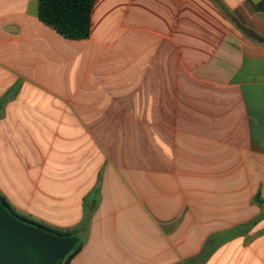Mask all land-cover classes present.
Returning <instances> with one entry per match:
<instances>
[{
	"label": "crops",
	"instance_id": "crops-1",
	"mask_svg": "<svg viewBox=\"0 0 264 264\" xmlns=\"http://www.w3.org/2000/svg\"><path fill=\"white\" fill-rule=\"evenodd\" d=\"M219 1L95 0L71 40L0 0V197L70 264H264V0Z\"/></svg>",
	"mask_w": 264,
	"mask_h": 264
},
{
	"label": "water",
	"instance_id": "water-1",
	"mask_svg": "<svg viewBox=\"0 0 264 264\" xmlns=\"http://www.w3.org/2000/svg\"><path fill=\"white\" fill-rule=\"evenodd\" d=\"M74 244L22 221L0 201V264H62Z\"/></svg>",
	"mask_w": 264,
	"mask_h": 264
},
{
	"label": "trees",
	"instance_id": "trees-1",
	"mask_svg": "<svg viewBox=\"0 0 264 264\" xmlns=\"http://www.w3.org/2000/svg\"><path fill=\"white\" fill-rule=\"evenodd\" d=\"M224 12V7L219 0H212ZM38 18L47 26L55 29L61 36L71 40L86 39L90 33V18L95 0H37ZM228 16L229 13L225 12ZM259 194L255 195V201H259ZM4 206L17 218L59 237H71L75 244L63 258L62 264H70L71 258L80 250L81 244H77L71 231L58 230L43 223L34 221L28 217L16 213L6 201L0 197Z\"/></svg>",
	"mask_w": 264,
	"mask_h": 264
},
{
	"label": "rangeland",
	"instance_id": "rangeland-1",
	"mask_svg": "<svg viewBox=\"0 0 264 264\" xmlns=\"http://www.w3.org/2000/svg\"><path fill=\"white\" fill-rule=\"evenodd\" d=\"M114 231H116V235H114ZM139 231L140 227L137 228L136 223L131 226L128 220H123L121 217H118L117 224L113 229L108 217L107 222L98 224L95 229L92 243H94V245L103 246L110 243V241H114L121 244L123 247H130L134 244L136 233H139ZM82 257L86 258V252L82 254ZM79 260L82 259L80 258Z\"/></svg>",
	"mask_w": 264,
	"mask_h": 264
}]
</instances>
